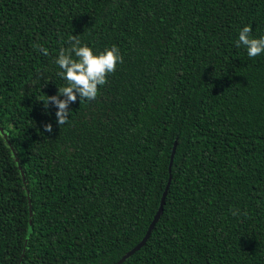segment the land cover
I'll use <instances>...</instances> for the list:
<instances>
[{
    "label": "trees",
    "instance_id": "16d2710c",
    "mask_svg": "<svg viewBox=\"0 0 264 264\" xmlns=\"http://www.w3.org/2000/svg\"><path fill=\"white\" fill-rule=\"evenodd\" d=\"M245 25L264 35V0H0V264H117L169 175L120 264H264V54L236 46ZM73 36L123 60L59 125L44 103Z\"/></svg>",
    "mask_w": 264,
    "mask_h": 264
},
{
    "label": "clouds",
    "instance_id": "9594fccd",
    "mask_svg": "<svg viewBox=\"0 0 264 264\" xmlns=\"http://www.w3.org/2000/svg\"><path fill=\"white\" fill-rule=\"evenodd\" d=\"M251 26L245 25L238 32L237 47L246 49L247 56L254 58L264 54V35L259 38L251 36ZM67 48L60 49L55 59L58 66L57 75L66 81V86L58 88L56 95L47 97L45 106L55 107L56 122L61 125L68 119L70 105L77 101V97L85 100H95L98 95V86L107 82V76L113 73L123 57L116 46L94 51L83 44L75 36L71 37ZM44 54L46 49L41 48ZM51 131V125L46 126Z\"/></svg>",
    "mask_w": 264,
    "mask_h": 264
},
{
    "label": "water",
    "instance_id": "95a60500",
    "mask_svg": "<svg viewBox=\"0 0 264 264\" xmlns=\"http://www.w3.org/2000/svg\"><path fill=\"white\" fill-rule=\"evenodd\" d=\"M2 132V131H1ZM3 133V132H2ZM4 137H5V134H4ZM10 147H12L10 144H9ZM175 146H176V141L174 142V145H173V148H172V151H171V156H170V163H169V167H168V171L169 173L171 172V166H172V162H173V157H174V154H175ZM13 149V148H12ZM17 159V158H16ZM170 180H171V175H169V178H168V181H167V185L162 193V196H161V199H160V203H159V207L153 217V220L151 221L144 237L141 239V241L139 243H137L132 249H130L127 253H125L120 259L119 261L117 262V264H120L122 263L124 260H126L129 256H131L134 252L138 251L147 241V239L149 238L150 236V233L151 231L153 230L156 222L158 221L159 219V216L161 215L162 211H163V206H164V202H165V197H166V193H167V190H168V186H169V183H170ZM29 211H30V215L32 214V209L31 207H29Z\"/></svg>",
    "mask_w": 264,
    "mask_h": 264
}]
</instances>
